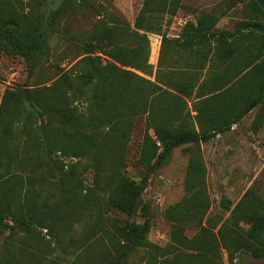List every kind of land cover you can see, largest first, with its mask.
Instances as JSON below:
<instances>
[{"label":"trees","instance_id":"trees-1","mask_svg":"<svg viewBox=\"0 0 264 264\" xmlns=\"http://www.w3.org/2000/svg\"><path fill=\"white\" fill-rule=\"evenodd\" d=\"M46 1L0 0V51L23 57L29 72L48 59L62 17L92 7L65 0L46 16ZM225 1L241 6L234 30L216 32L219 17L200 13L177 38L163 34L153 82L143 75L147 34H160L182 0H143L132 27L101 17L89 32L69 33L68 69L49 85L4 90L0 264H223L221 249L230 264L264 259V200L255 191L233 207L223 197L226 219L206 216L211 202L197 146L254 110L253 132L264 122V34L251 28L264 23V11L255 0ZM136 117H145L138 180L127 176L126 159ZM183 145L190 146L185 194L166 211L170 239L159 247L148 240V219L132 218L148 176ZM69 159L88 161L89 184Z\"/></svg>","mask_w":264,"mask_h":264},{"label":"rangeland","instance_id":"rangeland-1","mask_svg":"<svg viewBox=\"0 0 264 264\" xmlns=\"http://www.w3.org/2000/svg\"><path fill=\"white\" fill-rule=\"evenodd\" d=\"M25 3L26 0H21ZM92 7L78 11L74 9L67 12L57 29L48 39L49 57L43 59L31 72L19 55L7 54L0 51V100L4 90L10 87L29 86L34 87L44 82L49 85L57 78L58 69H68L67 63L75 51L68 48L63 39L74 31L89 32L94 23L101 17L107 21L121 19L130 27L138 13L143 0H89ZM183 9L170 19V23L162 27L160 34H147L148 40V70L143 75L155 80L160 46L157 53L154 48V37L161 38L165 34L169 38H177L187 21H194L200 13H211L219 17L215 31H233L236 22L241 21L239 14L240 5L229 7L225 0H182ZM99 15V16H98ZM169 18L165 17V22ZM142 33L141 31H139ZM153 50V52H152ZM152 52V53H151ZM192 105H190V108ZM194 115V113H192ZM255 110L247 114L237 125L232 134L225 138H214L207 143H200L197 147L206 166L205 183L210 199V208L206 216L219 215L222 219L229 216L230 211L223 209L222 198L228 199L232 207L242 197L244 192L252 189L264 200V122L257 132L252 130V122ZM145 130V117H136L130 133L128 152L127 176L138 180L142 175V169L135 162ZM229 146L226 152L222 147ZM183 145L172 151L170 160L156 169L148 176L147 186L141 196V204L137 214L132 218L142 222L144 217L150 223L148 240L159 247L169 243L171 223L166 218V211L170 206L178 203L185 194L184 181L187 169L189 153ZM69 162H78V170L82 172L86 184L92 179V172L88 161L81 159H69ZM125 218L124 216H121ZM219 225L214 228L218 229ZM188 238L195 234V228L189 226L184 233ZM141 252L135 257L140 260ZM221 262L230 264L228 254L220 250ZM141 264H144V260ZM237 264H239L237 262ZM240 264H264V259L254 260L244 258Z\"/></svg>","mask_w":264,"mask_h":264},{"label":"water","instance_id":"water-1","mask_svg":"<svg viewBox=\"0 0 264 264\" xmlns=\"http://www.w3.org/2000/svg\"><path fill=\"white\" fill-rule=\"evenodd\" d=\"M64 1L65 0H47L44 6V11L46 13V16H48L50 12H55L56 10H58ZM255 1L264 11V0H255ZM251 28L261 34H264V23L252 25Z\"/></svg>","mask_w":264,"mask_h":264},{"label":"crops","instance_id":"crops-1","mask_svg":"<svg viewBox=\"0 0 264 264\" xmlns=\"http://www.w3.org/2000/svg\"><path fill=\"white\" fill-rule=\"evenodd\" d=\"M156 38V39H155ZM154 39H155V44H154V48L156 49V53H157V51H158V47L160 46V43H161V38H158V37H154ZM152 52H153V50H152ZM151 52V53H152ZM237 125H239V124H237ZM237 125H234V126H232L231 127V129L229 130V131H227V132H225L224 134H220V135H217L215 138H217V139H219V138H225L227 135H229V134H232V131H234L235 130V128L237 127ZM227 153L228 152H230L228 149H229V146H223L222 147Z\"/></svg>","mask_w":264,"mask_h":264}]
</instances>
